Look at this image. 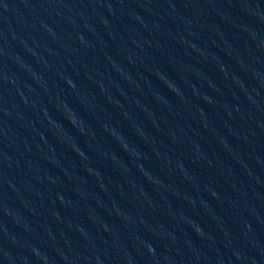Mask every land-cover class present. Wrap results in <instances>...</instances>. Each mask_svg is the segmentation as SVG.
<instances>
[{"label":"water","instance_id":"obj_1","mask_svg":"<svg viewBox=\"0 0 264 264\" xmlns=\"http://www.w3.org/2000/svg\"><path fill=\"white\" fill-rule=\"evenodd\" d=\"M0 264H264V0H0Z\"/></svg>","mask_w":264,"mask_h":264}]
</instances>
